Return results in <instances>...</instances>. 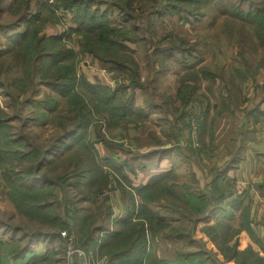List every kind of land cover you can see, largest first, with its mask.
<instances>
[{"label": "rangeland", "instance_id": "obj_1", "mask_svg": "<svg viewBox=\"0 0 264 264\" xmlns=\"http://www.w3.org/2000/svg\"><path fill=\"white\" fill-rule=\"evenodd\" d=\"M61 1L0 0V108L5 118L11 119L13 132L21 135L23 142L30 147L46 148L61 133V124L67 129L72 128L70 122L63 121L70 120L74 114L70 113L67 97L60 96L52 86L40 83L41 73L46 80H53L49 79L52 73L61 74L66 80L74 72L76 79L83 76L92 84L112 89L128 86L119 90L118 95L132 99L133 109L146 117L132 115L130 117L134 119L126 117L112 124L107 113L94 109V103L80 86L73 88L86 99L91 124L79 141L72 137L67 139L59 155H51L39 169V174L53 179L67 175V182L56 187L55 196L59 199V211L67 215L70 227L69 230H60L63 239H57L46 236L52 231L51 225L28 220L15 213L16 210L6 213L0 218V233L16 241L15 249L11 247L9 252L13 255L24 250L21 258L14 259L15 264H26L30 260L39 264L43 261V264H104L108 258L106 249L100 250L102 254L89 251L86 255L76 245V240L84 231H91L96 240H102L107 232L98 236L96 228L116 231L125 228L116 221L133 210L132 200V222L138 220V207L145 203L168 226L154 236L147 232V252L154 258L175 264L173 257L181 243L177 245V241L162 240L161 237L164 238V232L179 228L192 230L178 247L181 256L198 251L200 259L194 264H236L234 260L227 259L228 250L233 249L235 243L236 250H243L239 242L242 231L247 234L248 231L243 230L242 225L240 228L236 221L231 226L221 219L212 218V212L207 210L218 202L201 194L207 190V183L200 185L190 176L181 180L185 178L182 173L185 167L180 166L177 179L167 180L166 189H158L152 195L142 197L135 192V188L142 185H134L145 182L153 170H163L159 175L167 178L174 171L171 166L179 159L194 162L193 169L197 168L199 173L202 166L208 169L210 110L217 108L225 96H216L217 92H226L228 102L235 110L242 102L241 92L244 97L248 92L246 97L253 99L254 106L261 103L264 69L258 64L264 57L263 30L243 22L232 12L233 6L247 10V1L252 3L249 6L251 10H262L264 0H243L240 3V0H207L201 3L172 0L179 6L178 13L165 10L166 0H91L90 9L103 14L106 25L131 37L121 41L132 59L130 61L119 53V59L125 64L123 70L84 48L85 45H97V42L71 29L76 28L74 15L62 10L63 7L59 6ZM46 2L53 13L46 8ZM26 4L30 13L39 14L37 36H62V42L54 48L73 50V57L57 65L50 64L44 70L41 68L42 56L37 60L26 48L34 47V41H27L23 50L17 49L18 46L10 47L9 36L25 30V25L20 23V27L15 28L14 24ZM174 46L184 51L179 52L173 49ZM131 68L136 73L132 79ZM202 68L207 71L205 75L200 71ZM192 74L196 78H188L186 82L196 85L194 101L183 106L176 93L182 84L181 79ZM134 80L138 84L131 88L129 83ZM46 96L58 100L55 111H46L37 104ZM192 110H196L198 118L191 114ZM181 112H185L184 117L180 116ZM219 125L222 127L223 123ZM234 144L226 150L230 152V159L224 168L235 165L237 162L233 159L238 160L246 152L243 147L236 150ZM110 147L121 149L123 151L120 152L125 154L111 155ZM94 156L100 165L99 170L95 168ZM161 160L166 161L165 168H160ZM93 169L97 172L93 173ZM235 181L234 178L232 185L235 189L244 187L242 182ZM194 189H198L195 192H200V198L206 202L205 214L203 211L188 214L182 206L184 195ZM143 259L144 264L150 263L146 255ZM1 260L3 262V258ZM9 261L14 262L12 259Z\"/></svg>", "mask_w": 264, "mask_h": 264}, {"label": "trees", "instance_id": "obj_2", "mask_svg": "<svg viewBox=\"0 0 264 264\" xmlns=\"http://www.w3.org/2000/svg\"><path fill=\"white\" fill-rule=\"evenodd\" d=\"M168 3L165 6V10L170 13L176 12L179 6L172 3V0H166ZM176 1V0H174ZM185 2H203L207 0H183ZM243 0H240L242 2ZM23 2V0H22ZM91 0H62L59 4L63 7L62 10L66 13L67 11L74 15L73 21L76 24V32H80L81 35L87 38H93L97 42V45H85V49L91 52L95 57L103 60L104 62H109L119 66L118 69L123 70L125 64L119 59V53L123 54L124 57H128L132 61L130 54L125 51V45L122 44V40L131 39L127 35L123 34L120 30L109 27L104 23L102 15L97 10L93 9L89 4ZM252 3L247 1V10L241 8L238 10L237 7L233 6V15H237L242 19L243 22L259 27L263 30L262 37L264 41V9L254 8L250 9ZM47 5V2L45 3ZM55 6L58 4L55 3ZM240 5V4H239ZM46 8L49 9L47 5ZM53 13L52 10L49 9ZM90 14V15H89ZM254 14V16H252ZM18 21L15 22L14 27H20V23L25 25V30L22 32H17L18 34L10 35V47H17L19 50H23V46L27 41H34V47H28L29 52H32V57L35 59H40L42 56L41 68L46 69L47 66L51 64L57 65L60 62L71 58L74 56L73 50H67L66 48H58L56 50L55 45H60L62 42V36H49V37H38L39 26V14L30 13L29 5L23 6V10L17 18ZM14 28V29H15ZM28 29H32L29 32ZM112 36H114L112 38ZM38 37V38H37ZM51 45V46H50ZM63 47V46H61ZM173 49L181 52L184 51L183 48L179 46H174ZM56 51L58 53H56ZM102 51V52H101ZM102 53V54H101ZM118 64V65H117ZM259 66H263L264 69V57L260 60ZM65 68V67H64ZM203 75L207 73L203 68L200 70ZM188 72V71H187ZM186 72V73H187ZM131 79L135 78V69L131 68ZM213 74V73H211ZM32 75V74H31ZM44 73H41V79H38L40 83H44L47 86H52L55 91L62 97L68 100V107L70 113L73 112V116L70 120L63 119V121H68L71 123L72 128L67 129L62 124V131L56 137L53 143H50L46 148L30 147L28 144L24 143L21 135L15 134L13 132V127L10 123V118H5L3 110L0 108V175L1 182L0 188L6 189V195L13 205L16 213L20 216L26 217L28 220H35L43 224L51 225L52 231L46 234V236H54L57 239H63L60 236V230H69V223L66 220V214L64 211H59V199L55 196L56 187H60L68 178L67 175H59L54 179L49 178L45 174H39V169L44 165V162L49 161L51 155L57 156L60 153L61 147L66 144L67 139L70 137L79 139L84 135L85 130L89 128L91 124L90 120V109L87 106L86 99L79 94L78 90L73 91V88L80 86L83 91L89 96V99L94 103V109L101 110L108 114L111 123L115 124L117 120L129 117V119H134L130 117L134 115L135 117L145 118L146 115L141 111L133 109V101L128 98H121L118 95L119 90H123L126 86H119L115 89L109 88L108 86H102L98 84L89 83L83 76L75 78L74 72L72 75L65 76L61 74L52 73L49 79H43ZM247 75V71L246 74ZM190 77L184 76L182 78V84L177 90L176 96L180 100L181 105L186 106L189 101H194L193 96L195 93L196 85L189 84L186 82L188 78H196L195 74L189 75ZM245 78V76H242ZM65 80V81H64ZM138 84L136 80L130 82L129 86L131 88ZM128 87V86H127ZM126 87V88H127ZM264 102V96L261 100ZM38 105L43 107L46 111H55L58 108V100L54 98L44 97L39 102ZM186 111V110H185ZM196 110H192L191 114L198 118V113ZM139 113L141 116L137 115ZM184 113H180L181 117H184ZM245 114L252 116V121L264 123V109L259 108V105L251 107L245 110ZM182 120V119H181ZM188 126V124H186ZM199 127V126H198ZM244 132H242L241 137H245L248 132V124L243 123ZM83 132V133H82ZM58 142V143H56ZM85 145H87L85 143ZM89 147V145H88ZM123 151L121 149H114L110 147L111 155L117 154ZM118 153V154H119ZM121 154H125L121 153ZM95 168L100 169V165L97 164L96 158L94 156ZM51 161V160H50ZM237 162L236 159H233ZM27 163L25 166L24 164ZM234 165H229V168ZM114 167V166H113ZM227 168V166H226ZM223 168L222 172L226 170ZM97 169H93L92 172H97ZM117 170H120L118 168ZM103 178H106L104 175ZM125 178V176H124ZM211 183H214L213 181ZM166 178L163 175L153 176L147 184L136 187L135 192L140 194L142 197L146 195H152L153 192L158 189H166ZM217 188V186H215ZM194 192H190L184 195L182 199V206L186 213L190 214L192 211H197L204 213L206 209V202L203 201ZM149 200V198H146ZM133 210L130 211L126 216L121 219H117L116 223L119 225H124L125 228L121 230H110V228H96L95 231L98 232V236L101 232H107V235L102 237V240H96L92 235L91 231H84L77 240L76 245L81 248L86 255L88 252L102 254L101 249H106L105 254H108L104 264H144V257L146 255L149 258V264H169L163 259L154 258L150 252H147V232L154 236L158 231H163L167 228L166 224L162 223V218L155 215L148 206L143 203L138 207V220L132 222V214L134 212V202L132 200L131 204ZM233 207L239 206V198H235L232 202ZM208 211V210H207ZM247 215H243L242 226L243 229L248 231V235L253 241H256L255 236L252 234L251 230L248 228L246 222ZM69 226V227H68ZM209 228V227H207ZM210 229V228H209ZM212 229V228H211ZM190 231H185L183 229L175 228L169 230V232H164L163 237L166 239H184L189 237ZM237 245L233 246V249H229V256L227 259H232L236 264H264V258L259 256L253 251L250 246L245 247L243 250H236ZM15 249V248H13ZM22 250L17 251L13 256H18L22 253ZM195 252L194 254H196ZM186 256H190L193 253H186ZM104 255V253H103ZM76 264V263H75Z\"/></svg>", "mask_w": 264, "mask_h": 264}, {"label": "crops", "instance_id": "obj_3", "mask_svg": "<svg viewBox=\"0 0 264 264\" xmlns=\"http://www.w3.org/2000/svg\"><path fill=\"white\" fill-rule=\"evenodd\" d=\"M246 93L248 94V92ZM247 94L244 93V97L241 92L242 102L239 104V109L235 110L232 104L228 102L226 92L216 93V96H225L222 99L223 104L221 100L217 108L212 107L210 110L211 117L208 132V139L211 145L209 170H205L202 166L199 173L197 168L193 169L195 165L194 162H187L179 159L171 166L174 171L170 176L167 175L166 181L169 179H177L178 168L181 166V168L185 167V170L182 172L185 178L182 177L181 180H185L190 176V178H193L200 185H202L203 182H205V184L207 183V190L201 192V194L207 198H214L218 202L215 206H209L208 208V211H211L213 214L212 218L221 219L231 226V223L236 221L241 228L243 215H247L246 222L248 228L255 236L256 241H253L246 232L242 231V240L239 242V247L241 249L250 246L255 253L264 258V123H254L251 115L246 116L245 110L255 105L253 104L254 101L252 98L246 97ZM220 106L225 108L219 109ZM259 108L261 110L262 108L264 109V102L259 103ZM215 110L217 112H215ZM221 122L223 123L222 127L219 125ZM244 122L248 124V132L245 137H241L242 132H244ZM233 143L236 144V150L243 147L246 152L241 157L238 155L239 158L237 163L233 167H227L226 170L222 172L226 162L230 159V152L226 150H229L227 148L232 146ZM159 166L160 168H165L166 161L161 160ZM152 172L154 173L151 175ZM152 172L148 175L145 182L134 186L144 185L152 176L159 175L164 171L153 170ZM127 175L132 181L131 174L128 173ZM234 178L236 181L242 182L244 185L242 189H235L234 185H232ZM212 181L214 183H211ZM128 183L131 184L130 181H128ZM210 186H213V188H209ZM215 186H217V188H215ZM195 191H198V189L191 190V192L196 193ZM196 194H200V192ZM235 198H239V206L237 207L232 206V202ZM14 211L15 209L6 195V189L0 188V218H3L6 213H14ZM157 236L154 240H156ZM248 237L250 238L249 240L246 239ZM161 239L177 241V245L178 242L182 244V239L168 240L162 237ZM15 242L14 238H7L3 233H0V264H15L14 259L23 256L22 254L13 256L12 253H10ZM180 246H177V254L173 257L175 264H187L188 262L194 264L195 261H199L200 257H198V251H195L197 252L196 254L192 252L193 254L187 257L186 255L181 256V252L178 248ZM1 258H3V262ZM10 259L14 262L11 263L9 261ZM30 261L26 264H39V262ZM44 262L45 261H43L42 264Z\"/></svg>", "mask_w": 264, "mask_h": 264}, {"label": "built area", "instance_id": "obj_4", "mask_svg": "<svg viewBox=\"0 0 264 264\" xmlns=\"http://www.w3.org/2000/svg\"><path fill=\"white\" fill-rule=\"evenodd\" d=\"M50 1H52V0H50ZM61 234L64 235V232H61Z\"/></svg>", "mask_w": 264, "mask_h": 264}]
</instances>
